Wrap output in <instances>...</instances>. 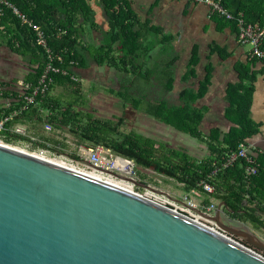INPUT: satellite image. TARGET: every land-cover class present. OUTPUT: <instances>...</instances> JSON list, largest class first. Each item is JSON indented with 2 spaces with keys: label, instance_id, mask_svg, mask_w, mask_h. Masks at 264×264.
I'll return each mask as SVG.
<instances>
[{
  "label": "trees",
  "instance_id": "obj_1",
  "mask_svg": "<svg viewBox=\"0 0 264 264\" xmlns=\"http://www.w3.org/2000/svg\"><path fill=\"white\" fill-rule=\"evenodd\" d=\"M6 1L44 31L47 46L54 58L53 63L69 71L68 75L51 74L53 82L49 91L37 95L34 102L28 104L9 123V125L23 124L39 140L32 141L29 137L9 133L8 142L30 143L31 149L44 147L52 151H60L64 147L63 142L34 129L36 124L49 123L52 129L69 131L78 135L87 144L102 143L115 153L133 159L140 172L152 170L181 184L186 193L203 194L204 207L212 204L211 199L224 203L225 208L232 211L230 213L223 210L227 217L246 223L264 234V153L257 152L259 163L257 175L245 176L242 160H236L224 168L221 166L227 154L236 151L239 145L248 143L249 139L261 130L260 124L251 118L250 113L253 82L256 81L257 74H250L248 64L242 62L236 64L238 81L229 83L225 89L227 101L225 116L233 125L225 132L215 128L205 136L200 127L204 111L196 103L208 90L211 69L206 67V75L204 80L199 82L198 87L191 85L180 90L178 96L182 104L177 105L167 100L165 95L172 91L175 80L173 72L154 73L150 69L145 70L142 57L148 55L157 45H170L173 37L165 34L161 38L157 37L162 34V29L150 25L147 20L143 22L128 0ZM216 1L234 16L241 13L246 23L264 27V0ZM93 6L100 8L106 27L103 30L101 44L93 49L87 48L91 53L88 57L81 46L85 27L90 30H102L96 22V11ZM215 18L223 26L230 25L235 32H238L234 21L216 15ZM1 28L10 35V45L15 46L21 53H30L33 56L32 61L36 67L32 68L30 75L22 82L35 86L44 72L46 63L50 61L47 50L37 44L34 31L22 23L11 8L0 4ZM161 47L165 51L164 46ZM213 50L222 49L215 46ZM150 57L149 55L147 59ZM91 61L96 67L115 69L130 76L131 79L128 78L121 85V89H110L122 99L125 111L128 106L134 113L144 111L155 120L204 141L208 148L206 155L201 158L193 156L185 149L175 148L136 131L123 133L120 127L125 121L124 116H119L114 121L85 112L82 105L86 101L80 98L82 90L80 80L86 78L85 72L92 68ZM174 61L175 57L169 60L167 66H172ZM198 61V48L194 47L187 77L197 76L192 66ZM165 79L167 84L163 88L159 87L160 94L157 96L146 98L147 95L143 93L136 95L130 92L132 88L140 91L141 81L145 84L152 80L161 83ZM57 86L72 88L78 97L64 103L51 94L52 89ZM159 88L152 89L151 93H155L154 90ZM30 90L18 87L15 82L0 81V98H7L6 103H9L8 106H0V117L18 110L23 102L22 95L30 94ZM30 123L33 124L32 127L28 125ZM218 167L220 169L212 175ZM202 183L213 187L214 192L212 194L205 192Z\"/></svg>",
  "mask_w": 264,
  "mask_h": 264
},
{
  "label": "water",
  "instance_id": "obj_2",
  "mask_svg": "<svg viewBox=\"0 0 264 264\" xmlns=\"http://www.w3.org/2000/svg\"><path fill=\"white\" fill-rule=\"evenodd\" d=\"M192 210L245 245L167 206L0 145V264H264V255L245 247L264 253V239L223 219L224 203L213 215Z\"/></svg>",
  "mask_w": 264,
  "mask_h": 264
},
{
  "label": "crops",
  "instance_id": "obj_3",
  "mask_svg": "<svg viewBox=\"0 0 264 264\" xmlns=\"http://www.w3.org/2000/svg\"><path fill=\"white\" fill-rule=\"evenodd\" d=\"M132 9L138 13L142 21H148L150 25L162 29V35H172L173 39L170 42L174 51L166 53L161 46L157 45L152 48L148 55L142 57L144 69H150L154 73L173 72L174 84L171 92L165 95V98L176 99L175 104H182L179 99V92L185 87H198L200 81L204 80L206 75V67L211 69V79L208 85L206 94L197 101V105L204 111V117L201 122L202 134L208 136L211 130L217 128L225 132L233 123L225 116V109L227 101L225 100V89L229 83L238 81V74L235 69L237 63L248 64L251 72L250 74H257L256 81L253 82V94L251 104V118L257 121L261 130L256 135H253L248 143L256 146L261 153H264V61L260 59H252L248 56V46H242L237 42L236 32L230 25L223 26L220 24L214 15H211L210 9L205 4H195L189 0H128ZM96 11V22L100 25L102 30H94L85 27L84 33L81 37L82 51L86 56L90 57L91 53L87 48H95L101 44L103 40V30L106 23L103 22L102 13L99 7L93 6ZM1 28L0 33V81L3 82H21L26 79L31 73L32 68L36 64L32 61L33 56L30 53H21L17 51L15 46L9 43L10 35ZM7 35V36H6ZM161 38V37H159ZM162 42V39H160ZM187 47L183 53L177 48L178 45ZM218 46L222 50H213ZM198 48L199 61L193 64L196 71L195 77L186 76L189 72V63L193 48ZM151 56L147 59L148 56ZM175 57L172 66H167L169 60ZM93 67V66H92ZM86 71V70H85ZM167 84V80H162L157 83L152 80L146 83L147 89L163 88ZM7 98H0V106H4ZM147 119L155 120L152 116L147 114ZM157 121V120H155ZM160 122V121H157ZM165 125L171 134L176 133L177 138L192 141V146L189 148L181 144V148L187 150L190 154L196 157H203L206 155H198L201 149L204 150V145L207 144L197 138L176 130L173 127L160 122ZM47 133V132H45ZM186 136V137H185ZM189 137V138H188ZM152 138V137H151ZM203 143L202 144H200ZM87 146V145H84ZM193 147V148H192ZM201 147V148H200ZM208 149V148H207ZM197 153V154H196ZM67 158L65 155H61ZM162 176V175H160ZM164 177V176H163ZM167 178V177H165ZM169 179V178H167ZM173 179H170L171 181ZM172 182V181H171ZM151 185L150 183H148ZM173 183L168 187H154V190L163 192L168 200L173 202L177 210H181L187 206L183 201L188 197L201 210L205 196L198 192L186 193L183 199L173 193ZM178 187L181 184L176 182ZM152 186V185H151ZM139 190H145L143 187H138ZM165 193V194H164ZM179 199V200H178ZM211 203H219L211 199ZM192 215L195 217H202L195 210H192ZM223 219L227 216L222 212ZM252 227V226H250ZM262 237V236H261ZM264 239V237H262ZM241 242V241H240ZM242 243V242H241ZM244 244V243H243ZM245 245V244H244ZM249 247V246H247ZM250 248V247H249ZM252 249V248H251ZM258 251V250H257Z\"/></svg>",
  "mask_w": 264,
  "mask_h": 264
},
{
  "label": "built area",
  "instance_id": "obj_4",
  "mask_svg": "<svg viewBox=\"0 0 264 264\" xmlns=\"http://www.w3.org/2000/svg\"><path fill=\"white\" fill-rule=\"evenodd\" d=\"M195 4H205L209 7L211 15H216L219 18H223L228 21H234L236 25V39L242 46H248V56L250 58H258L264 61V27L256 24H248L244 20V17L241 13L237 16L229 13L225 10L219 1L216 0H189ZM0 4L4 7L11 8L18 19L21 20L22 23L28 25L34 33L37 44L43 46L49 55L50 61L46 63V67L44 69L43 74L40 76L37 84L35 86L25 83V82H18V87L31 89L30 94L22 95L23 102L18 108V110H13L9 114H4L0 117V145L14 147L15 143H10L7 141V135L10 133L19 134L20 136L29 137L32 141H38V137L32 134L26 127L21 123H14L9 125V123L13 120V118L18 115L28 104L34 102L35 97L39 94L47 93L50 89V85L53 82V78L51 74H64L68 75L69 71L65 69H61L53 63V56L50 52L49 47L47 46L46 36L44 31L39 27L35 26L31 21H29L23 14L18 12L15 7H13L8 1L0 0ZM61 57L59 56L58 59ZM75 79V77H73ZM77 79V78H76ZM8 101V100H7ZM6 101V102H7ZM6 106L9 103L5 104ZM45 132H51L52 126L49 123H45L44 125ZM24 144L25 148H30V143L24 142H17ZM43 151H51L49 148H38ZM82 157L86 159L88 169L82 166L81 161H73V163H69L66 158L61 160V163H56L59 165H63L67 168L76 170L78 172L84 173L90 177L98 179L102 182L108 183L110 185L125 189L129 192H132L138 196L151 200L157 204L167 206L185 216H188L209 228L221 233L223 236L229 238L230 240L240 243V241L236 240L234 237L230 236L229 234L223 232L214 222H211L203 217H195L192 215V209H198V206L194 204L188 197H185L183 201L187 203L185 208L181 210H177L173 208L175 205L173 202L168 200L164 195L154 192L149 188H145V190H139L137 186L133 183L128 182L124 179L130 178L133 179L141 184H145L154 189L153 186L149 185L148 183L143 182L141 179L138 178L137 170H136V163L133 159L124 157L115 153L111 148H108L102 143L92 144L89 146H82L81 148ZM23 151V150H21ZM25 152V151H24ZM257 152L260 150L251 143H244L238 146L236 151H233L227 154V157L223 160L221 164L222 168L230 166L236 160H242L244 164V172L245 176H253L257 175L259 172V163L257 159ZM35 155V154H34ZM38 156V155H37ZM41 157V156H40ZM44 158V157H42ZM47 159V158H45ZM49 160V159H48ZM52 161V160H51ZM55 163V161H54ZM220 167L216 168L213 171L212 175H215ZM202 187L205 192L212 194L214 192V188L206 183H202ZM199 193V192H198ZM217 203H212L210 206L203 207L201 211L208 215H213L214 211L217 208ZM247 247V246H245ZM252 251H256L258 254L264 255V253L251 249Z\"/></svg>",
  "mask_w": 264,
  "mask_h": 264
},
{
  "label": "rangeland",
  "instance_id": "obj_5",
  "mask_svg": "<svg viewBox=\"0 0 264 264\" xmlns=\"http://www.w3.org/2000/svg\"><path fill=\"white\" fill-rule=\"evenodd\" d=\"M162 36L163 35L161 33L157 35V37H162ZM170 46L171 45L169 44L164 45L167 54H169V52L171 51H174V49H172ZM177 48L182 53L183 50L186 51L187 49V47L184 45H178ZM91 64L93 67L85 72L86 78H82L81 80L79 79L82 83L80 98H82V101L84 100L86 101L84 105H82L85 112H91L96 117L110 118L113 119L114 121L115 119H117V117L124 116L125 121L120 127V130L123 133L136 131L145 136L152 137L154 140L170 144L175 148H181V144H184L183 146L188 148H189L188 145H190L191 147L192 145L191 140L193 141L194 140L193 138H190L191 140L183 139L180 137L177 138L176 133L174 132V134H171L165 125L155 120L151 121L147 119L146 118L147 114L144 111H137L139 113H134L132 112V108L130 106H128L126 108L127 111H125L124 106L122 105V99L118 98L115 92L110 91V89L113 90L121 89L122 87L121 85L124 82H126V80L130 76L128 77V75L122 74L115 69H108L106 67H96V64L93 61H91ZM139 88L140 91L138 90L136 91L135 88H132L130 92L136 95H140V93H143L147 95L146 98L154 97L160 94V88L154 90L155 93H151L152 91L151 88L147 89L145 87V83L142 81H141V87ZM51 94L53 96L60 98V100L63 101L64 103H68L69 101H72L73 99L78 97V95L72 91V88L63 87V86L54 87L51 91ZM82 101L79 102L83 103ZM170 101L176 103L175 98L170 99ZM43 115L45 116V114ZM28 125H30V127L33 126V124L31 123ZM44 125L45 123L36 124L34 125L35 126L34 129H37L41 133L47 134L63 142L64 144L63 149H61L60 151L51 150L47 152L38 148L37 149L25 148L24 144L21 143H15L14 147H16L19 150H23L27 153L35 154L47 158L49 160L55 161V163H61V160H64V158L61 157V155H65L67 157L66 160H68L69 163H73L72 160L81 161L82 166L88 169L86 167L88 166L87 161L85 158L82 157L81 154L82 151L80 148L84 145H91V144H87V142L81 139L78 135L70 133L69 131L66 130L63 131V130L53 129L51 132L45 133ZM200 144L203 145V143L201 142ZM207 152H208L207 146L204 145V150L201 149V152L198 155H204ZM136 170H137L138 178L141 179L143 182L150 183L152 186L154 187L157 186L159 188L171 186L170 183H173L172 187L173 190H175L173 191V193L176 196L178 195L179 198L181 199L185 197L186 192L181 187H178L176 185L175 180H171L172 181L171 182L169 181L170 179L165 178V176L164 177L160 176L159 174L154 173L152 170H145L143 172H140L137 165H136ZM252 230L256 232L259 236L264 237L262 231L253 228Z\"/></svg>",
  "mask_w": 264,
  "mask_h": 264
},
{
  "label": "flooded vegetation",
  "instance_id": "obj_6",
  "mask_svg": "<svg viewBox=\"0 0 264 264\" xmlns=\"http://www.w3.org/2000/svg\"><path fill=\"white\" fill-rule=\"evenodd\" d=\"M244 242L242 241V244H243ZM245 244V243H244Z\"/></svg>",
  "mask_w": 264,
  "mask_h": 264
}]
</instances>
